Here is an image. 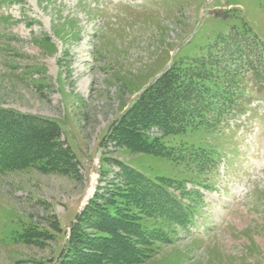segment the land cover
<instances>
[{"label": "rangeland", "instance_id": "obj_1", "mask_svg": "<svg viewBox=\"0 0 264 264\" xmlns=\"http://www.w3.org/2000/svg\"><path fill=\"white\" fill-rule=\"evenodd\" d=\"M224 37L259 44L248 54L258 68L233 79L239 105L220 127L165 138L175 152L205 149L213 165L106 141L164 70ZM210 50L204 58L218 63L223 53ZM0 107L57 121L78 160L76 175L0 173V264H58L87 196L119 171L115 160L175 180L170 190L192 209L191 223L174 225L141 264H264V0H0ZM28 229L35 237L24 241Z\"/></svg>", "mask_w": 264, "mask_h": 264}, {"label": "trees", "instance_id": "obj_2", "mask_svg": "<svg viewBox=\"0 0 264 264\" xmlns=\"http://www.w3.org/2000/svg\"><path fill=\"white\" fill-rule=\"evenodd\" d=\"M219 39L199 56L164 70L110 125L106 141L133 153L193 162L198 170L213 165L215 159L205 149L175 152L165 138L220 127L239 105L233 79L249 67L258 68L248 54L259 44L247 38ZM211 46L223 53L218 63L204 58ZM216 95L219 100L214 103L211 98ZM77 163L57 121L0 107V173L35 167L44 173L76 175ZM114 164L119 171L108 186H99L76 214L58 264H141L171 241L174 225L191 223L192 209L170 190L175 180H153L123 161ZM31 230L23 234L24 241L35 237Z\"/></svg>", "mask_w": 264, "mask_h": 264}, {"label": "water", "instance_id": "obj_3", "mask_svg": "<svg viewBox=\"0 0 264 264\" xmlns=\"http://www.w3.org/2000/svg\"><path fill=\"white\" fill-rule=\"evenodd\" d=\"M94 192H95V187H94L92 193L87 196L86 200L83 203V207L87 204V202L89 201V199L94 195Z\"/></svg>", "mask_w": 264, "mask_h": 264}]
</instances>
